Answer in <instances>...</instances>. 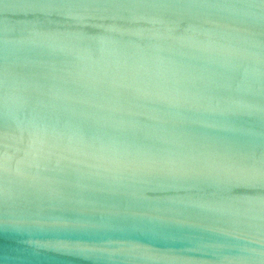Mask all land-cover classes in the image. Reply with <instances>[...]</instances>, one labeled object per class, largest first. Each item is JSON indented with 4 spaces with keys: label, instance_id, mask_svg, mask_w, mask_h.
Returning a JSON list of instances; mask_svg holds the SVG:
<instances>
[{
    "label": "water",
    "instance_id": "obj_1",
    "mask_svg": "<svg viewBox=\"0 0 264 264\" xmlns=\"http://www.w3.org/2000/svg\"><path fill=\"white\" fill-rule=\"evenodd\" d=\"M247 3L264 0H0V264H260L264 20ZM33 125L141 165L18 177Z\"/></svg>",
    "mask_w": 264,
    "mask_h": 264
},
{
    "label": "clouds",
    "instance_id": "obj_2",
    "mask_svg": "<svg viewBox=\"0 0 264 264\" xmlns=\"http://www.w3.org/2000/svg\"><path fill=\"white\" fill-rule=\"evenodd\" d=\"M195 7H210L209 5H196ZM244 9L241 14L246 17L264 20V3H247L239 6ZM192 40L189 38V43ZM137 87L147 84L144 81L133 82ZM131 86V85H129ZM158 100L167 101L168 103L179 104L178 98L162 87H158L154 93ZM28 150L25 152L24 159L18 162L15 174L18 177H27L31 169L38 171H48L58 168L61 163L80 164L86 168L96 170L97 172L119 173L140 167L141 162L131 159L126 155L115 153H95L85 151L74 144L71 136L65 137L62 133L49 131L43 125H33L29 132ZM8 160L5 156V172H8ZM22 165V167L20 166ZM264 247V241H259ZM261 257L260 264H264V251L258 253Z\"/></svg>",
    "mask_w": 264,
    "mask_h": 264
}]
</instances>
